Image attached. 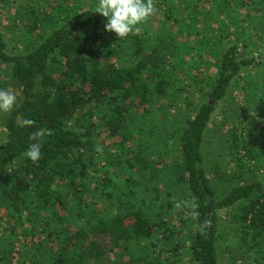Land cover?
Returning a JSON list of instances; mask_svg holds the SVG:
<instances>
[{
  "label": "trees",
  "instance_id": "16d2710c",
  "mask_svg": "<svg viewBox=\"0 0 264 264\" xmlns=\"http://www.w3.org/2000/svg\"><path fill=\"white\" fill-rule=\"evenodd\" d=\"M45 4L49 13H31L40 41L24 52L7 51L0 26V63L23 94L0 143V264H225L224 254L264 264L259 130L233 126V167L215 179L204 152L234 90L264 120V0H153L154 14L123 39L93 12L98 0ZM106 139L113 150L97 175ZM34 142L35 162L25 155Z\"/></svg>",
  "mask_w": 264,
  "mask_h": 264
},
{
  "label": "rangeland",
  "instance_id": "374dc122",
  "mask_svg": "<svg viewBox=\"0 0 264 264\" xmlns=\"http://www.w3.org/2000/svg\"><path fill=\"white\" fill-rule=\"evenodd\" d=\"M47 0H0V26L4 34V38L7 44V51L10 54H16L24 52L27 47L34 45L33 43L39 42V30L32 32L30 29L31 24V13L34 11H40L41 8L46 10L48 13L52 10L51 5L45 4ZM34 10V11H33ZM47 24L48 21L46 20ZM0 87L6 88L8 91L13 92L16 95V103L13 108L18 106L22 100V90L20 84L15 82L11 76L10 66L6 63H0ZM235 101V117L231 121L230 118L225 120L224 109H231L233 101ZM134 112L138 113V121L143 120L145 117H141L147 114L144 110V106L140 103V99L136 98L133 103ZM234 107V106H233ZM12 108V109H13ZM243 100L242 94L239 91L234 90L232 95L227 96V98L221 102L218 106L217 111L214 115V118L210 125V130L206 137L204 143V152L207 167L209 170L210 177L215 179L216 173L221 169V171H228L229 168L232 169L233 162H231L230 155L227 152L225 137L228 135L229 131L233 130V126H237L240 130L249 128L254 132L255 129H258V139L264 142V139L260 138L263 132L260 130V127H264V120L260 121L258 117L253 112H243ZM12 109L7 112H0V143L6 140V130L4 123L11 113ZM161 119V120H160ZM155 120L161 126V122L165 121L166 118L163 114H156ZM234 124V125H233ZM171 126L170 123L165 124ZM148 129L153 125L148 124ZM137 137L139 134L136 132ZM103 138V137H102ZM102 146L99 144L97 149V154L95 153V163L96 165L92 167L94 174L100 175L102 172V165L107 161V154L105 149L112 151V141L107 140L106 142H101ZM133 140L131 141V144ZM161 150L162 147H161ZM170 159L169 157L166 158ZM165 161V160H164ZM160 165L161 160H158ZM215 175V177H214ZM164 184V183H163ZM219 192L222 193L226 185L218 184ZM159 204L157 203L154 207L157 208ZM157 210V209H156ZM3 214V211L0 210V215ZM7 222L4 223L3 227L6 228ZM3 232L0 230V233ZM34 242L38 241V238L33 239ZM22 239L17 242V245L22 243ZM109 245L108 242H105V245ZM0 250H2L0 245ZM16 251V250H15ZM14 261L18 259V253L14 252L13 255ZM222 261L225 264H229V258L224 254ZM185 263V260H183Z\"/></svg>",
  "mask_w": 264,
  "mask_h": 264
},
{
  "label": "clouds",
  "instance_id": "9594fccd",
  "mask_svg": "<svg viewBox=\"0 0 264 264\" xmlns=\"http://www.w3.org/2000/svg\"><path fill=\"white\" fill-rule=\"evenodd\" d=\"M93 12L106 18L104 28L106 31L114 32L119 39L133 33L136 26L146 21L155 12L153 0H98ZM16 103V95L6 88H0V112L10 111ZM34 122L30 119L23 121L24 126H31ZM44 136L42 130L32 133L30 139L38 141ZM26 157L33 162L41 157V143L29 144ZM179 208L180 205L177 204Z\"/></svg>",
  "mask_w": 264,
  "mask_h": 264
}]
</instances>
